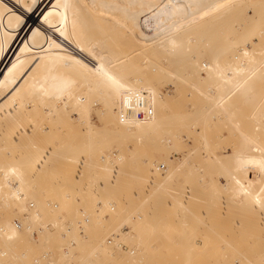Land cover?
Wrapping results in <instances>:
<instances>
[{"label": "rangeland", "instance_id": "obj_1", "mask_svg": "<svg viewBox=\"0 0 264 264\" xmlns=\"http://www.w3.org/2000/svg\"><path fill=\"white\" fill-rule=\"evenodd\" d=\"M81 1L79 30L69 35V46L58 47L55 69L60 80H68L59 84V91L82 95L53 107L42 104L35 87L17 98L25 109L21 121L32 127L21 135L0 128V264H264V209L254 210L235 198L228 175L229 170L244 171V178L264 196L260 171L264 156L256 162L255 157L247 160L237 154L244 134L264 147V80L256 96L232 107L235 116H226L207 113V98L189 75L215 64L230 72L229 65L238 60L248 35L242 40L229 28L238 19L226 17L231 22L220 28L224 34L230 31L225 38L219 32L208 37L214 43L193 48L191 55L184 53L185 60L177 56L171 61L164 54L137 51L133 34L121 22L110 30L116 17L104 18L87 0ZM81 32L89 35L94 50L101 49L97 65L103 57L128 55L132 66L153 80L165 100L163 111L169 113L165 125L146 133L145 139L139 133L118 135L100 98H86L78 71L84 68L77 61V51L83 48L78 39ZM252 36L247 37L250 43L256 40ZM227 38L229 43L224 42ZM249 41L256 61L257 48ZM189 55L199 56L195 67L188 65ZM27 57L35 62L45 54L34 51ZM201 72L196 79L210 81L206 70ZM213 79L218 81V75ZM201 82L199 87L207 91L209 86ZM47 142H54L59 157L50 154L41 168L30 169L36 153L32 144ZM74 153L79 158L72 162L67 157ZM10 164L26 168L10 174L6 170ZM101 171L105 176L117 175L118 183L111 185L109 178L108 184L109 174L103 178ZM153 173L156 179L150 183L147 179ZM11 180L16 185H10ZM10 186L19 187L22 194L11 197ZM213 192H228L226 201ZM184 197L190 199L183 207L178 199ZM222 209H226L224 216H220ZM18 221L21 229L16 227ZM5 225L15 226L18 235L9 237Z\"/></svg>", "mask_w": 264, "mask_h": 264}, {"label": "bare ground", "instance_id": "obj_2", "mask_svg": "<svg viewBox=\"0 0 264 264\" xmlns=\"http://www.w3.org/2000/svg\"><path fill=\"white\" fill-rule=\"evenodd\" d=\"M87 1L89 6L102 13L104 18L109 16L108 19L111 20L112 17H116L118 21L110 27L111 31L117 28L121 22L125 29L133 34L135 46H138L137 51L140 50L143 54L146 52L164 54V57L171 61L177 56L182 60V55L184 53L190 54L193 48L198 50L200 47L201 50V46L211 44L213 41H208V37H217L219 32L224 34L220 29L221 25L231 22L232 17L233 19L237 18V25L227 26H230L232 31L234 29L237 32L235 36L243 37L242 40L247 34V41H249L247 39L249 35H254L252 37L256 40L251 41L252 44L249 41V44L255 45L257 48L255 49V53L256 50L258 51L256 61L254 60L256 57L251 55L254 50L252 49L251 52L248 42L244 40V43L240 41L243 45L240 44L243 51L238 54L240 55L238 60L229 65L230 72L224 71L223 67L215 64L208 68L196 69L189 75L197 81V84L193 83L195 88L207 98L208 109L206 110L208 114L215 113L217 115L218 113L219 115L235 116L237 113L232 110V107L238 101L252 99L256 96L259 83L264 80V0ZM81 2V0H0V128H10L11 132L21 135L27 131V127H32L21 121L25 109L19 104L17 98L21 95H29L35 87L37 95L43 99L42 104L50 103L53 107H59L61 100L77 99L82 95V93L75 95L74 92H67L66 90L59 91V84H65L68 80H60L59 70L55 69L59 63V59L55 56L59 55L58 47L60 45L69 46V35L76 34L79 30L77 16L78 4ZM247 8L251 9L252 15H247V10H249ZM227 16L230 17V19L227 18L228 21ZM223 29L226 28L223 27ZM225 34L224 38L226 37ZM88 36L81 32L78 39L83 48L77 51V61L81 62L84 68V71L81 69L78 71L83 81L82 85L84 84L83 87L86 90V98L88 100L95 96L100 98V101L105 105V111L117 125L118 135L139 133L144 135L142 138L145 139L146 133L153 134L167 122L166 115L169 113L166 114L163 111L166 108L163 104L165 100L159 95L153 80L146 78L139 68L132 66L133 60L128 55L115 56V58L112 57V60L103 57L101 64L97 65V61L100 60L101 49L94 50L90 45ZM228 40L227 38L224 42L226 43ZM53 46L56 48L51 49ZM34 51L45 54V57L32 62L33 60L27 55ZM84 52L86 53L84 54ZM198 57L192 55L188 65L195 67V63L200 59ZM253 61L255 62L251 65ZM203 69L206 70L207 76L210 78V81L206 83L196 79L202 77L201 70ZM215 74L219 77L216 79L218 81L213 79ZM198 82L207 84L209 89L206 91V89L199 87ZM67 86L71 88L72 82L68 83ZM145 88L150 91L148 95L153 105L154 114L146 120H138L133 117L123 120L121 108H123L124 97L130 92L144 91ZM108 89L113 90V94H105ZM91 103L88 102L87 104ZM257 125L260 128L259 123ZM126 126L129 128L126 129ZM112 131L117 133L114 129ZM243 137L245 141H242L244 144L238 151V156L247 160L255 157L256 162L262 160L264 147L247 134H244ZM53 143L32 144L36 153L30 169H33L34 166L41 168L47 163L50 154L57 155V148ZM67 158L73 162L79 157L74 153ZM24 168L26 167L21 168L16 164H10L6 170L10 174H17V172H23L22 169ZM246 168L251 169L252 167L247 166ZM227 170L229 169L227 168L224 172ZM105 171H107L106 168ZM260 171L264 174V168H260ZM228 173L230 176L229 190L234 193V197L241 199L254 210L264 209V196L258 193L251 180L244 178L246 176L243 174L244 171L240 169L229 170ZM103 174L104 176L100 174L101 177L106 178L109 173L106 176L104 172ZM154 174L149 176L148 182L153 183L156 179ZM109 175L106 180L110 178L111 183L107 180L108 184L118 183L117 175H112V173ZM9 183L16 185L13 180ZM11 190L9 194L11 197L22 194L19 187H12ZM213 193L217 197H223V200L226 201L224 196L228 192H224L225 195ZM189 199L190 197L178 199V204L184 207L188 204ZM220 213V216L226 215V209H222ZM15 224L18 229L22 228L20 223L15 222ZM6 225L4 230L8 231V236L16 237L18 235L17 228L13 225L6 227ZM125 234L129 235V231ZM95 252L99 253L97 250Z\"/></svg>", "mask_w": 264, "mask_h": 264}, {"label": "built area", "instance_id": "obj_3", "mask_svg": "<svg viewBox=\"0 0 264 264\" xmlns=\"http://www.w3.org/2000/svg\"><path fill=\"white\" fill-rule=\"evenodd\" d=\"M153 114L154 109L152 103L150 102L148 92H130L124 97L123 108H121V117L123 120L128 117H133L138 120H146ZM19 222L20 221H18V223Z\"/></svg>", "mask_w": 264, "mask_h": 264}]
</instances>
